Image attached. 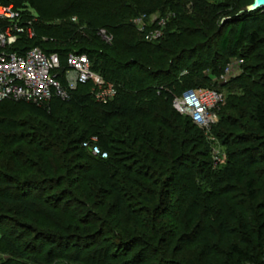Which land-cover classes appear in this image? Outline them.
<instances>
[{
	"label": "trees",
	"instance_id": "1",
	"mask_svg": "<svg viewBox=\"0 0 264 264\" xmlns=\"http://www.w3.org/2000/svg\"><path fill=\"white\" fill-rule=\"evenodd\" d=\"M1 1L34 33L15 49L56 52L63 68L69 52L84 53L116 95L97 101L87 82L46 105L0 102V264H196L197 255L183 262L185 249L196 246L202 264H264V98L252 92L248 75V61L264 69V8L246 5L220 20L226 2ZM89 1L110 16L93 12ZM142 14L165 18L159 38L148 41L136 29L133 19ZM212 46L220 53L210 59ZM235 57L244 60L243 72L219 83ZM199 88L226 94L208 128L173 107L175 97ZM238 104L256 132L222 131L224 124L242 128L225 116ZM92 136L106 158L82 146ZM210 139L223 149L219 164ZM169 211L176 221L168 226Z\"/></svg>",
	"mask_w": 264,
	"mask_h": 264
},
{
	"label": "built area",
	"instance_id": "2",
	"mask_svg": "<svg viewBox=\"0 0 264 264\" xmlns=\"http://www.w3.org/2000/svg\"><path fill=\"white\" fill-rule=\"evenodd\" d=\"M151 16L147 18L142 14L133 19L136 29L144 33L148 41L159 38L165 25V18ZM147 20L153 26L149 30ZM29 24L30 21H21V13L12 4L0 0V102L10 99L46 105L53 98L67 99L69 90L74 89L78 83L87 82L91 83L97 101L106 103L116 95L114 83L105 81L91 70L90 61L84 53L69 52L63 68L56 52L47 53L39 46L15 49L21 36H34ZM98 35L107 43L113 38L104 29H100ZM240 61L230 59L219 76L220 80L234 76L233 72ZM61 74L64 75L66 85L61 82ZM223 102V92L215 88H199L175 97L173 107L179 114L187 115L193 123L208 128L218 120V111ZM82 146L94 156L107 157V152L98 146L96 137L83 141ZM214 160L219 162L220 159Z\"/></svg>",
	"mask_w": 264,
	"mask_h": 264
},
{
	"label": "rangeland",
	"instance_id": "3",
	"mask_svg": "<svg viewBox=\"0 0 264 264\" xmlns=\"http://www.w3.org/2000/svg\"><path fill=\"white\" fill-rule=\"evenodd\" d=\"M209 1V3H211V2H226L227 3V5H228V7L227 8H225L223 11H222V15H221V18H220V20H222V19H225L226 20V18H231V17H233L238 11H240V12H242V9H243V7L244 6H246V5H248V3H250L251 2V0H208ZM89 4V6H90V8H92L93 10H95V11H93V12H96L97 13V11H98V13L99 14H102L103 16H110V11L109 12H104L106 9H105V7H103V6H100L99 4H95V3H93V2H87V4L86 5H88ZM259 15L260 16H264V9H262L261 11H260V13H259ZM151 18L153 19L154 18V16H151ZM212 33V32H211ZM207 35H210V33L209 34H207ZM206 35V36H207ZM207 38H203V39H197V38H195V40L194 41H196V43L197 44H200L201 42H203V45H205V43L207 42ZM201 46V45H200ZM204 47V46H203ZM214 47L215 46H212V48H211V50H210V52H209V57H210V59H212V57L214 56V54H217V55H219V53H217L216 52V50H214ZM206 48H208V47H206ZM206 48H205V52H208L207 50H206ZM262 52V56L264 57V50H262V51H260V53ZM258 54V53H257ZM257 58H258V56H257ZM256 58V59H257ZM230 59H236V60H241L240 61V64H239V66H237L235 69V71L233 72L234 73V76H227L226 77V79H224V80H220V77H219V80L217 79V81L219 82V83H221V84H225V83H228L229 82V80L230 79H234L235 77H237V76H239L242 72H243V67H242V64H243V61L244 60H242L241 58H230ZM248 63H249V66H251V68H248V75H249V79H250V81H254L255 80V83H251L252 84V86H253V88H252V92H254V93H258L259 95H261V97H263L264 98V75H262V74H264V69H260L259 67L260 66H258L257 65V63H260V62H257L256 60H252V61H248ZM255 65V66H254ZM256 65H257V67H256ZM253 66V67H252ZM224 69L225 68H223V71H224ZM262 76H261V75ZM256 84H258V85H260V86H255ZM225 91L223 90V95H224V102H223V104L221 105V107L225 104V99H226V94L224 93ZM258 95V96H259ZM236 101V103H238L239 101H237V100H235ZM240 105H241V103H239ZM239 104L237 105V106H235V110L233 111V110H231L230 112L228 111V112H226L225 113V116H226V118H231V119H233V118H235V119H237L238 120V122H241L242 123V128H233L231 125H227V124H224V125H222V131H232L233 133L235 132V134H241V133H244V132H248V130H250V129H252V131L253 132H256V128L252 125V124H250V121L248 120V118L244 115V113H242V111H241V113L240 114H238L239 112H240V110H243L241 107H242V105H241V107L239 108ZM220 107V108H221ZM208 134V137H210L211 139L212 138H214L213 137V135H210L209 133H207ZM209 140L210 142H211V148H210V156H212V158H211V160L214 162V164H219V163H221V161H222V159H223V157H224V154H223V149L220 147V145H219V140L217 141V139L216 140ZM215 139V138H214ZM235 143V140L234 139H232V144L230 145L231 147H234V145H236V144H234ZM209 154V153H208ZM214 158H219L220 160H219V162H217V161H215L214 160ZM135 163V162H134ZM92 172H90L89 173V175L91 174ZM84 180V179H83ZM188 180H187V175H186V173H182V179H181V185L182 186H184V187H186V188H188V186H189V183L187 182ZM172 187V191H173V193H176V191L178 190V188L179 187H177V185H173V186H171ZM187 203V200H185L184 201V203L183 204H186ZM178 204H179V202H178ZM178 204H177V207H178ZM174 206H176V204H174ZM172 211V210H171ZM177 212V211H176ZM137 213H138V215L139 216H145V214H146V212H145V209H141V210H138L137 211ZM171 213L172 212H166V213H164L163 214V217H164V219L166 218V219H169V217L168 216H171ZM173 213H175V212H173ZM168 215V216H167ZM99 216V215H98ZM109 218H107V219H110L111 220V218H110V216H108ZM154 217H156L155 215L153 216V219H152V221H156L154 224L156 225H158L159 227H160V225H161V223L160 224H158V218L157 219H155L154 220ZM171 221L169 220V222H167V221H165L166 223L165 224H167L168 226H169V224H171L172 225V223H175L174 221H176V219H175V216L173 215V216H171ZM195 220H197V219H195ZM29 221H31V222H33L31 219H29ZM152 221H151V223H152ZM192 223H194V221H192L191 222V224ZM29 224H32V223H29ZM190 224V225H191ZM111 225H112V223H111ZM180 229H181V227H179ZM158 230H161V228H159ZM134 250H135V248H134ZM186 251V256H185V259H184V261L183 262H188L189 260L188 259H194L195 258V256L197 257V261H196V264H202V257H201V252H202V248H201V246H196V247H194V249H185ZM133 251V250H132ZM132 251L130 252V253H132ZM120 255V254H119ZM130 255L131 254H127L126 255V257H130ZM198 255H200V258L198 257ZM0 256H2V255H0ZM3 258H6L5 257V255H3ZM56 263L57 264H59V263H61V264H65V262H63V261H56ZM67 264H70V263H67ZM75 264H80V263H75ZM218 264H220V261L218 262Z\"/></svg>",
	"mask_w": 264,
	"mask_h": 264
},
{
	"label": "water",
	"instance_id": "4",
	"mask_svg": "<svg viewBox=\"0 0 264 264\" xmlns=\"http://www.w3.org/2000/svg\"><path fill=\"white\" fill-rule=\"evenodd\" d=\"M264 8V0H253L249 5L245 7L246 11H256Z\"/></svg>",
	"mask_w": 264,
	"mask_h": 264
}]
</instances>
